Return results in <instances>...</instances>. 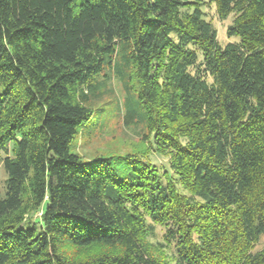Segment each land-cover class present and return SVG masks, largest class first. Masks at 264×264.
Returning a JSON list of instances; mask_svg holds the SVG:
<instances>
[{
  "label": "trees",
  "instance_id": "1",
  "mask_svg": "<svg viewBox=\"0 0 264 264\" xmlns=\"http://www.w3.org/2000/svg\"><path fill=\"white\" fill-rule=\"evenodd\" d=\"M211 1L224 47L203 0H0V264H264V0ZM111 77L142 143L85 160Z\"/></svg>",
  "mask_w": 264,
  "mask_h": 264
},
{
  "label": "rangeland",
  "instance_id": "2",
  "mask_svg": "<svg viewBox=\"0 0 264 264\" xmlns=\"http://www.w3.org/2000/svg\"><path fill=\"white\" fill-rule=\"evenodd\" d=\"M205 5L202 11L205 18L212 23L217 32V42L221 47L227 43L235 42L236 38H228L226 29L232 23L233 15H229L225 20L218 19L215 12L214 4L211 0H203ZM101 89L103 93L98 101L92 104V108L100 109L94 111V116L99 115L98 123L94 124V117L89 122V130L74 139L71 151L79 154L85 160H89L96 155L104 154H126L133 153L140 147L142 140L140 139L139 132L141 131V124L130 125L125 121V110L122 105L123 92L118 81L111 77L102 82ZM103 105V106H101ZM117 105L119 106L117 108ZM134 119H137L135 117ZM151 160L157 164H162L166 167V159L156 155L151 156ZM7 175L4 171L2 163H0V196L5 192V181ZM181 192L180 188L177 189ZM38 216V214H37ZM164 229L160 226H155L154 241H161ZM264 248V235L258 243L255 244L253 252L259 251Z\"/></svg>",
  "mask_w": 264,
  "mask_h": 264
}]
</instances>
